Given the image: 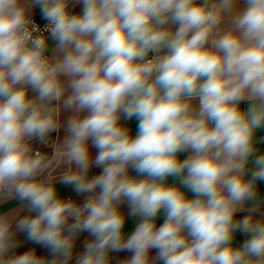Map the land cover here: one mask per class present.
<instances>
[{"label": "clouds", "instance_id": "obj_1", "mask_svg": "<svg viewBox=\"0 0 264 264\" xmlns=\"http://www.w3.org/2000/svg\"><path fill=\"white\" fill-rule=\"evenodd\" d=\"M262 183L264 0H0V264H264Z\"/></svg>", "mask_w": 264, "mask_h": 264}, {"label": "crops", "instance_id": "obj_2", "mask_svg": "<svg viewBox=\"0 0 264 264\" xmlns=\"http://www.w3.org/2000/svg\"><path fill=\"white\" fill-rule=\"evenodd\" d=\"M74 10L76 11L78 9H74ZM66 115H67V113L64 114V116H66ZM126 123L131 127L133 134H135V132H136V125H137V121L135 120V118H133V120H131V121H127ZM37 147L41 148L42 150L47 149L43 145H37ZM183 155L186 156V155H188V153H184ZM99 171H100L99 169H95L94 168L92 170V174H96ZM58 188H59L60 194L62 196H64V197H69V196H74L75 195V193L71 190V188L69 186L58 185ZM261 188H262V190H264V183L261 184ZM189 195H191V194L189 193ZM13 207H18V204L15 201H10L7 204L0 205V211H7V210L12 209ZM124 210L127 211L126 206H125ZM262 211H264V209H262ZM162 219L163 218L161 217L160 222H162ZM134 226H135V221L130 218L128 224L126 225V230L130 232L134 228ZM243 238L244 237L242 235H239L238 234L237 241L236 242L237 243L242 242ZM21 239L23 240V237L22 236H21ZM82 239H83V237H82ZM121 255H125V254H121Z\"/></svg>", "mask_w": 264, "mask_h": 264}, {"label": "built area", "instance_id": "obj_3", "mask_svg": "<svg viewBox=\"0 0 264 264\" xmlns=\"http://www.w3.org/2000/svg\"><path fill=\"white\" fill-rule=\"evenodd\" d=\"M45 151H50V149H45Z\"/></svg>", "mask_w": 264, "mask_h": 264}, {"label": "water", "instance_id": "obj_4", "mask_svg": "<svg viewBox=\"0 0 264 264\" xmlns=\"http://www.w3.org/2000/svg\"><path fill=\"white\" fill-rule=\"evenodd\" d=\"M73 11H75V10L73 9Z\"/></svg>", "mask_w": 264, "mask_h": 264}]
</instances>
